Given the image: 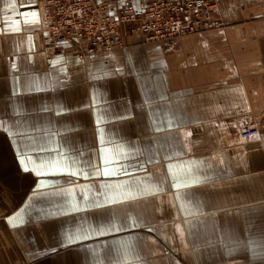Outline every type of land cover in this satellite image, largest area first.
<instances>
[{"label": "crops", "instance_id": "crops-1", "mask_svg": "<svg viewBox=\"0 0 264 264\" xmlns=\"http://www.w3.org/2000/svg\"><path fill=\"white\" fill-rule=\"evenodd\" d=\"M218 4L221 29L48 62L43 0H0V264H264V122L254 139L234 128L264 117V0ZM37 76L50 90L28 91ZM60 151L81 175L20 163ZM186 164L203 173L185 181Z\"/></svg>", "mask_w": 264, "mask_h": 264}, {"label": "built area", "instance_id": "built-area-1", "mask_svg": "<svg viewBox=\"0 0 264 264\" xmlns=\"http://www.w3.org/2000/svg\"><path fill=\"white\" fill-rule=\"evenodd\" d=\"M218 1L139 0L118 5L113 0H43L47 22L44 56L50 62L65 46L87 60L101 52L126 49L128 35H139L147 43H167L221 29L225 24ZM234 128L242 140L258 138L261 133L260 121L253 120L249 112Z\"/></svg>", "mask_w": 264, "mask_h": 264}, {"label": "snow or ice", "instance_id": "snow-or-ice-1", "mask_svg": "<svg viewBox=\"0 0 264 264\" xmlns=\"http://www.w3.org/2000/svg\"><path fill=\"white\" fill-rule=\"evenodd\" d=\"M59 59V58H58ZM58 61H53V63H57ZM65 72H66V69H65ZM116 72L122 74V70L121 69H117ZM116 73H109L107 76L103 77V78H111L112 75H115ZM95 79V77H94ZM67 81H60L59 79H57L55 81V84L58 85V86H62L63 83H66ZM13 95H18L20 94L18 91H17V87H16V82H15V78L13 80ZM28 91L29 92H35V91H46V90H50L49 88H47L46 86H41V83H40V78L37 76V77H33L32 80L30 81V83L28 84ZM98 89H94V94H93V104L96 103V95L98 94ZM57 114H60L59 112ZM120 118H128L127 116H124V117H120ZM96 123L99 125L100 121L97 120ZM170 126H175L174 124H171ZM157 130H161V128L158 126L157 127ZM103 143V141L101 142ZM33 151H37V152H45V151H58V149H44V148H40V149H33ZM128 156L125 152H121L119 154V156L116 158V159H111V160H106L104 159V153L103 151L101 152V159H102V163L104 164V167L107 168L109 164H113V165H117L120 167L121 171L123 172V174L127 175L129 174L128 173V170L126 168H123L122 166L119 165V161L120 160H124V159H127ZM73 160H74V157L72 156H69V155H66L65 153H63L62 151H60V158H53L52 160L50 161H44V160H40V159H35L33 157H29V160L28 161H24V160H21L20 163L23 167V170L24 171H30L32 169H29L26 164L27 163H36V164H39L42 166V168L44 166L48 167L50 169V171L48 172H44L41 168L40 171H37L36 174L37 175H50V176H55V175H81L82 173L81 172H73L71 169L72 167L74 166L73 165ZM189 164H201L203 165L204 162L203 161H200V162H188ZM172 165H169L168 168H169V175H170V179H172L173 181V187L174 188H177V185L181 184V181L175 177V176H172ZM183 169H184V179L185 181L187 180H190L193 176H199L203 173V168H199V169H196V168H190L188 167V164L182 166ZM96 175H100V169H96ZM120 173L118 172H108V171H105L103 173V175L105 177L107 176H110V175H118ZM84 175V178L85 179H88V175L86 173L83 174ZM128 184H131V182L129 181ZM142 186V185H141ZM184 187H190L191 185L188 184V183H184L183 184ZM102 188L104 187H108L107 185H101ZM127 190L129 191H136V189H133V188H128ZM177 191H178V195H177V199H180V195H179V189L177 188ZM149 194H155V193H149ZM83 195V194H81ZM94 196L96 197H100V196H104L105 193L103 191L99 192V193H93ZM108 199V202L110 203H116L117 201H114V200H111L110 198H107ZM97 207L101 206L99 204L96 205ZM69 210H72V211H79L80 209L78 207L76 208H72L70 206ZM182 211H183V206H182ZM198 211V209H197ZM64 214H67V213H64ZM118 230V229H117ZM224 250L226 251V253H231L232 250H233V245H229V244H225L224 245Z\"/></svg>", "mask_w": 264, "mask_h": 264}, {"label": "rangeland", "instance_id": "rangeland-1", "mask_svg": "<svg viewBox=\"0 0 264 264\" xmlns=\"http://www.w3.org/2000/svg\"><path fill=\"white\" fill-rule=\"evenodd\" d=\"M126 43L128 44L127 39H126ZM254 119L257 120V121L259 120L260 122H264V117H263V118H260V119H258V118H254V117H253V120H254ZM243 120H244V119H243ZM246 120H249V117H248V119H246ZM165 216H166V215H165ZM158 248H159V250H160V247H158ZM160 255H161V254H160Z\"/></svg>", "mask_w": 264, "mask_h": 264}, {"label": "bare ground", "instance_id": "bare-ground-1", "mask_svg": "<svg viewBox=\"0 0 264 264\" xmlns=\"http://www.w3.org/2000/svg\"><path fill=\"white\" fill-rule=\"evenodd\" d=\"M80 60H82V59H80ZM82 61H85V60H82Z\"/></svg>", "mask_w": 264, "mask_h": 264}]
</instances>
